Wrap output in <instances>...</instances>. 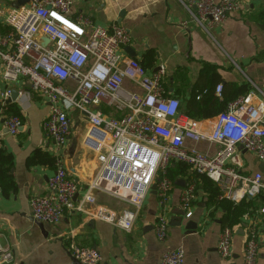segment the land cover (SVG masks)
<instances>
[{
    "label": "built area",
    "instance_id": "obj_1",
    "mask_svg": "<svg viewBox=\"0 0 264 264\" xmlns=\"http://www.w3.org/2000/svg\"><path fill=\"white\" fill-rule=\"evenodd\" d=\"M182 5L191 21L207 32L241 10L239 0H188ZM71 6L72 0H29L9 9L0 20L1 81L5 84L1 106L8 103L11 86L20 81L27 82L30 91L49 105L42 130L52 143L55 169L46 182V194L29 200L33 219L55 225L66 213H78L129 233L155 185L160 212L153 232L158 241H164L169 229L166 204L173 188L167 170L176 164L212 182L218 190L216 203L226 210L247 200L259 201L256 211L241 215L243 222L252 215L264 216V175L242 174L239 158V152L245 151L264 162V94L257 101L252 91L233 99L205 129L181 110L177 98L167 96L163 64L148 73L137 60L123 61L121 51L131 41L126 28L115 23L103 26L83 14L71 18ZM181 26L185 29V23ZM125 81L137 91L125 88ZM221 89L220 83L215 86L216 97ZM17 93L15 102L21 109L29 93ZM102 107L113 113L105 114ZM72 109L87 123L81 146L100 165L92 187L124 202L126 207L119 211L97 205L90 191L75 198L78 187L61 156L71 135L68 112ZM21 125L18 116H8L3 122L10 136L17 135ZM1 140L0 132V147ZM106 171L110 178H103ZM184 184L180 206L189 218L196 179H186ZM246 227L243 264H256L254 221ZM233 233L230 225L220 230L216 251L222 259L231 257ZM67 251L80 264L102 262L92 247L70 243ZM12 259L13 253L0 247V264ZM159 264H184L183 249L165 252Z\"/></svg>",
    "mask_w": 264,
    "mask_h": 264
},
{
    "label": "crops",
    "instance_id": "obj_2",
    "mask_svg": "<svg viewBox=\"0 0 264 264\" xmlns=\"http://www.w3.org/2000/svg\"><path fill=\"white\" fill-rule=\"evenodd\" d=\"M16 1L0 0V20L17 6ZM239 1L241 10L227 15L208 32L191 21L182 5L188 0H72L70 17L83 14L103 26L115 23L126 28L131 41L121 51L123 61L137 60L148 73L163 64L162 84L167 96L177 98L181 110L207 129L233 99L252 91L257 101L264 94V0ZM181 23H185V29ZM128 47L134 57L128 55ZM219 83L222 89L220 97H216L213 91ZM123 86L137 91L128 81ZM4 88L0 67V92ZM11 88L28 92L29 98L21 109L12 102L22 118L15 136L7 134L3 127L8 117L5 106L10 103L0 104V152L11 159L9 175L15 187L7 196L0 187V247L13 253L9 264H74L67 251L70 243L96 249L102 257L101 264H159L165 252L179 247L184 251V264H243L246 226L253 221L258 235L256 264H264V216L252 215L248 222L240 218L246 211H256L259 201L247 200L234 210H226L216 202L207 204L206 194L198 189L192 215L185 218L180 195L185 180L195 179L188 172L187 176L177 177L169 193L165 210L169 229L164 241H158L153 232L160 209L151 190L129 233L78 213H66L55 225H39L31 216L29 200L46 194V182L55 168L27 166L25 161L34 150L54 159L52 143L42 130L49 105L30 91L27 82L20 81ZM68 118L71 135L61 156L69 178L77 184L75 198L90 191L97 205L114 211L125 208L124 202L92 187L100 165L96 156L81 146L87 123L74 109L68 112ZM239 153L242 174L260 172L261 162L250 153ZM102 176L110 178L107 171ZM228 225L234 231L231 257L222 259L216 244L220 230Z\"/></svg>",
    "mask_w": 264,
    "mask_h": 264
},
{
    "label": "trees",
    "instance_id": "obj_3",
    "mask_svg": "<svg viewBox=\"0 0 264 264\" xmlns=\"http://www.w3.org/2000/svg\"><path fill=\"white\" fill-rule=\"evenodd\" d=\"M5 110H6L5 114L7 116H18L20 117L22 121L21 115L14 103L7 104L5 106ZM102 110L106 114L113 113L112 110L107 109V108H102ZM25 164L27 166H33V165L47 166L48 168H51V169H54L55 167L54 159L50 157L48 154L42 152L41 150H34L27 157ZM10 166H11L10 157L0 152V187H1L2 193L5 196H7L8 192H13L15 190L14 183L11 180V177L9 175ZM187 172H188V168L182 164L173 165L167 170V176L172 181L173 187L175 186V181L177 177H184L185 175L187 176L188 175ZM195 179H196V186H197L196 190L198 189L203 190L207 197V204L215 205L216 196L218 194V190L215 187V185L203 176H197L195 177ZM243 204L244 202L240 206H242Z\"/></svg>",
    "mask_w": 264,
    "mask_h": 264
},
{
    "label": "water",
    "instance_id": "obj_4",
    "mask_svg": "<svg viewBox=\"0 0 264 264\" xmlns=\"http://www.w3.org/2000/svg\"><path fill=\"white\" fill-rule=\"evenodd\" d=\"M28 1L29 0H17L16 1L17 2V6L23 5V4L27 3ZM17 6H15V7H17ZM126 50H127L128 55L130 57H134V53H133V51H132L131 48L128 47ZM17 94H18L17 91L13 90L12 93H11V96H10V99H9L8 103L15 102V99L17 97ZM259 171L262 172V173H264V162H261L259 164ZM151 192L155 194V185H152L151 186ZM39 225L42 226V223H40ZM72 261H73L74 264H80L78 262V260H76L75 258H72Z\"/></svg>",
    "mask_w": 264,
    "mask_h": 264
}]
</instances>
